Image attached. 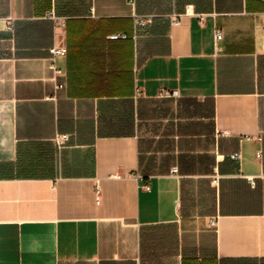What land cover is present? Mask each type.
Returning a JSON list of instances; mask_svg holds the SVG:
<instances>
[{
  "label": "crops",
  "instance_id": "1",
  "mask_svg": "<svg viewBox=\"0 0 264 264\" xmlns=\"http://www.w3.org/2000/svg\"><path fill=\"white\" fill-rule=\"evenodd\" d=\"M0 264H264V0H0Z\"/></svg>",
  "mask_w": 264,
  "mask_h": 264
},
{
  "label": "built area",
  "instance_id": "2",
  "mask_svg": "<svg viewBox=\"0 0 264 264\" xmlns=\"http://www.w3.org/2000/svg\"><path fill=\"white\" fill-rule=\"evenodd\" d=\"M109 37H110V38H113V39H114V38H125L126 35L123 34V33H114V34H111ZM221 37H222L221 32H220V31H216V32H215V40H219ZM64 53H65V49L62 48V47H55V46H53V47L50 48V54H51V58H50V60H51V62H50V64H49V68L52 69V71H53L55 74H60V70L57 69V68L55 67V65H54V57H55V55H57V54H64ZM59 86H61V84H59ZM65 137H66L65 135H59V136H57V137H56V142H57L58 144H59V143H62V142L65 140ZM238 156H239L238 153H234V154L232 155V157H238ZM171 171H172V172H175V171H176V168L173 167V168L171 169ZM216 180H217V178L213 179V181H215V182H216ZM211 223L213 224L214 221L211 220Z\"/></svg>",
  "mask_w": 264,
  "mask_h": 264
}]
</instances>
